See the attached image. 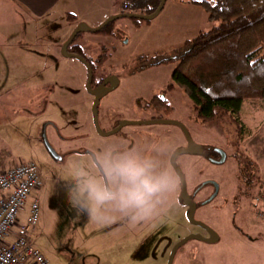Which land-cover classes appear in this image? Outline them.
<instances>
[{"label":"rangeland","instance_id":"374dc122","mask_svg":"<svg viewBox=\"0 0 264 264\" xmlns=\"http://www.w3.org/2000/svg\"><path fill=\"white\" fill-rule=\"evenodd\" d=\"M143 1V0H141ZM215 0H165L159 14L151 19L121 17L98 32H80L68 46L88 59L97 71L118 75V88L104 96L98 105L97 120L102 131H109L122 120H148L150 112L137 107L148 104L154 94H165L172 108L164 119L181 122L192 140L205 148L223 150L226 159L218 166L207 157L181 155L183 169L188 162L187 189L206 177L215 178L221 191L207 206H200L194 218L211 228H263L257 216L254 197L264 192V116L259 100H245L239 131L223 115L211 122L197 120L186 93L172 80L177 55L185 43L201 31L215 27L202 5ZM140 0H58L43 16L35 14L21 0H0V170L31 162L40 170L41 185L33 189L24 205L36 201L38 219L27 238L49 264H166L172 246L186 235L199 231L185 218L186 208L178 201L179 190L165 215L151 223L130 226L125 222L97 226L83 215L75 216L66 203L61 185L48 188L51 170L71 156L87 149L91 138L111 140L117 133L98 135L91 118L92 99L85 89L84 64L61 54V45L79 25L95 28L118 14L145 15ZM172 88L167 90L168 86ZM136 110L135 113H131ZM48 142L60 154V162L45 149L43 125ZM143 133L168 135L180 144V128L169 124H136ZM178 127V128H177ZM250 162L246 171L251 181L243 185L239 164ZM239 163V164H238ZM242 167V166H241ZM244 171V172H245ZM236 189L248 191L231 203ZM209 191V189H208ZM205 192V191H204ZM203 194L198 198L203 199ZM250 201L252 202L250 205ZM229 203V204H228ZM19 220L20 219L18 216ZM203 250L212 257L215 247L189 240L178 248ZM29 260L26 261V264Z\"/></svg>","mask_w":264,"mask_h":264},{"label":"clouds","instance_id":"9594fccd","mask_svg":"<svg viewBox=\"0 0 264 264\" xmlns=\"http://www.w3.org/2000/svg\"><path fill=\"white\" fill-rule=\"evenodd\" d=\"M182 146L168 135L130 142L89 140L87 151L51 170L48 188L59 184L72 213L97 226L151 223L172 206L185 175L177 165Z\"/></svg>","mask_w":264,"mask_h":264},{"label":"trees","instance_id":"16d2710c","mask_svg":"<svg viewBox=\"0 0 264 264\" xmlns=\"http://www.w3.org/2000/svg\"><path fill=\"white\" fill-rule=\"evenodd\" d=\"M202 5L208 20L218 24L185 43L171 77L188 96L198 121L211 122L226 114L242 132L243 102L259 100L264 110V0ZM250 165L245 163L244 169Z\"/></svg>","mask_w":264,"mask_h":264},{"label":"flooded vegetation","instance_id":"af4514ba","mask_svg":"<svg viewBox=\"0 0 264 264\" xmlns=\"http://www.w3.org/2000/svg\"><path fill=\"white\" fill-rule=\"evenodd\" d=\"M122 1L125 3V2H130L132 0H122ZM140 3H141V5H143L144 8H146L147 12L145 13V15H150L157 8V6L160 3V0H143V1L140 0ZM72 53L79 55L75 51L74 52L72 51ZM179 57H180V55H177L175 58L178 59ZM84 60H86V62L89 64L90 69H91V89L92 90H94V89L98 88L100 85L104 84L105 80H107L109 78H111L112 82L116 81L115 80V78H116L118 81V82L116 81L117 86L113 90L107 92L104 96H106L108 93H110V92H112L118 88V86L120 84V79H119L118 75H114L112 73H105L104 71H97V70H95V67H97V66H94L86 58H84ZM86 72H87V70H86ZM87 77H88V72H87ZM87 77H86V80H87ZM85 84H86V82H85ZM110 87H111V83L108 82V83L104 84V88H110ZM171 88H172V86L169 85L167 90H169ZM88 94L91 97L92 103H93L94 96L91 95L90 93H88ZM104 96H102L101 99ZM91 106H92V104H91ZM137 108H138L137 111H139V113L141 112V110H143L145 113H147L149 110V112H150L149 119L148 120L131 119V120H122V121L137 122V121H150V120H167V119H164L162 117V115L168 114L171 111L169 109H172L170 107V105L168 104V101L165 98V94H154L149 99L148 104L145 105L144 108L143 107H137ZM133 109L134 108L132 107L131 111H130L131 113H135L136 110L132 111ZM97 110H98V108H97ZM90 113H91V111H90ZM91 118H92V113H91ZM119 123L117 125H115V127L113 129H115L119 125ZM135 125L136 124H128V126H135ZM51 126H53V125H51ZM125 126H127V125H125ZM53 127L55 128V126H53ZM113 129H111V130H113ZM55 130H57V129L55 128ZM111 130H109V131H111ZM179 130H180L181 135H182L181 136L182 142H180V145L182 146V149H184L187 146V140H186L182 130L181 129H179ZM57 132H58V130H57ZM104 132H106V131H104ZM116 133H117V138L129 140L130 142H136L137 140H142L146 136H149V137L153 136V134L143 133L134 127L125 128L124 126L121 127ZM195 144H197V143H195ZM197 145L199 146V150L201 151V154L197 155V156L203 157V158L207 157V161L211 162L213 165H216V166H218L219 164H222L225 161L226 154H225L224 161L222 163H219V161L221 160V154L219 152H217V150H221V149L205 148L202 145H199V144H197ZM86 151H87V149H77V150H73L72 152L83 154ZM221 151H223V150H221ZM181 155H185V154H181ZM181 155H179L177 158V165L181 170H183L182 163L179 162V157ZM186 155H188V154H186ZM61 160H62V158H61ZM58 162H60V161H58ZM238 167H239V170L242 171L241 174H244V177H245L243 185H250L251 181H249V177H247V173L244 169V164L240 163ZM36 168H37L38 174L40 176V170L38 169L37 166H36ZM184 181H185V185H186L187 194L190 197V201H192L196 204L195 211L200 206L209 205L210 202H212L214 199L217 198L218 194L221 191L219 181H217L215 178H212V177H206V178L201 179L196 185L193 186L191 193H189L188 189H187L186 175L184 177ZM40 185H41V181H40L39 186ZM39 186H37L36 188H38ZM208 189H209V191H208ZM180 192H181V184L179 187L178 201L181 203L182 206H185V208H186L185 218L187 220L188 207L182 202V200L180 198ZM240 193H241V190L236 189V193H232L230 195L231 196V203L230 204H233L237 201L236 197ZM199 194L204 195L203 199L200 200L198 198ZM241 194H242L241 196L246 197V198L247 197L249 198V196H250V193L246 190L243 191ZM251 203L252 202L250 201V205H251ZM231 224H232L233 228H227V229L221 228V229H219V228H211L210 227V229L216 234L215 242L207 243L204 241H199L200 243H203L204 245L213 246L216 248L214 253H212L211 258L207 257L203 250L192 249L189 252L181 250L180 255L178 256L177 260L180 262V264H264V229L263 228H242L240 225H237L234 223V216L232 217V223ZM195 226H197V225H195ZM197 227H199V231H196L193 233L198 234V235L202 236L203 238H209L210 237L209 233L204 228H201L200 226H197ZM190 234H192V233H190ZM185 237H183L182 239H184ZM181 240H179L178 242H180ZM177 243H175L174 245H176ZM174 245L172 246V248L174 247ZM172 248H171V250H172ZM171 250L169 252L168 259H169V256L171 254ZM177 252H178V249L175 251V253L173 255L172 264H174V262H175ZM168 259H167V263H168Z\"/></svg>","mask_w":264,"mask_h":264},{"label":"built area","instance_id":"2783aa9c","mask_svg":"<svg viewBox=\"0 0 264 264\" xmlns=\"http://www.w3.org/2000/svg\"><path fill=\"white\" fill-rule=\"evenodd\" d=\"M39 185V174L36 165L28 162L0 170V264H26L32 260L34 264H49L27 239V234L38 219L37 202L34 201L21 223L19 236L5 243L10 230L18 222V216L30 191ZM255 204L260 207L257 216L264 222V192L254 197Z\"/></svg>","mask_w":264,"mask_h":264},{"label":"water","instance_id":"95a60500","mask_svg":"<svg viewBox=\"0 0 264 264\" xmlns=\"http://www.w3.org/2000/svg\"><path fill=\"white\" fill-rule=\"evenodd\" d=\"M164 2H165V0H160L159 5L154 10V12L150 15L118 14V15L108 17L104 22H102L99 26H97L95 28H89L86 25H79L77 28H75L70 33L68 38L61 45V54L65 57H72V58L79 60L86 67V70L88 72V77L86 80L85 88H86V91L88 93H90L91 95L94 96V101H93L92 106H91V113H92V120H93L94 128H95L96 132L98 133V135H100L102 137H106V136L115 134L121 127L128 125V124H166V125L169 124V125H175V126H178L182 130V132H183V134L187 140V146H186V148L181 149L180 155L181 154L200 155L201 151L199 150V146L197 144H195L194 141L191 139L186 127L182 123H180L178 121H174V120H150V121H137V122L121 121L115 129L108 131V132L102 131L98 125V120H97V108L99 105V101H100L102 96H104L107 92L113 90L117 86L118 81L115 78V80L117 82L116 81L112 82L111 78H109V79L105 80L104 84L108 83V82L111 83L110 88H104V84H102L98 88L92 90L91 89V69H90L89 64L86 62V60H84L83 57H81L77 54L68 52V46L72 43L74 38L80 32H86V31L98 32L101 29H103L106 25H108L109 23L114 21L115 19H118L121 17H132V18H138V19H144V20H151L159 14L161 9L163 8ZM49 124L53 125L52 123H46L43 125L42 133H41V139H42L43 145H44L45 149L47 150L48 154L50 155V157L56 161H61V156L53 149L51 144L48 142V139L46 136L45 128ZM217 152H219L221 154V160L219 161V163H222L225 159V153L221 150H217ZM180 198H181L182 202L188 207V213H187L188 222L191 225H197V226H200L201 228H204L209 233L210 237L209 238H203L202 236L195 234V233L187 235L184 239H182L180 242H178L176 245H174V247L171 250V254L169 256L167 264H172V259H173V255H174L175 251L180 246L184 245L189 240L204 241L207 243H213L216 240V234L210 229V227H208L207 225H205L204 223H202L200 221H197L194 218L196 204L194 202L190 201V197L186 191V185H185L184 179L181 182Z\"/></svg>","mask_w":264,"mask_h":264},{"label":"crops","instance_id":"0c3cea01","mask_svg":"<svg viewBox=\"0 0 264 264\" xmlns=\"http://www.w3.org/2000/svg\"><path fill=\"white\" fill-rule=\"evenodd\" d=\"M21 1L24 2L25 4H27L35 14H37L39 16H43L57 3L58 0H21ZM263 113H264V110H263ZM52 124H54V123H52ZM261 132H262V134H264V116L262 118ZM263 139H264V136H263ZM27 213H28V209H24L23 211H21L19 213V218L23 219V220L21 221L18 219L17 224L11 228L10 234L5 240L6 244H8L9 242H11L16 237L19 236V229L18 228L20 227L21 223H23ZM27 264H34V262L32 260H29V262Z\"/></svg>","mask_w":264,"mask_h":264}]
</instances>
